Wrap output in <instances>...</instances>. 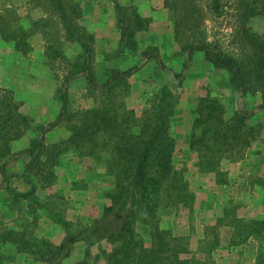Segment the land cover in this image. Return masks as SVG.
<instances>
[{"label":"trees","instance_id":"16d2710c","mask_svg":"<svg viewBox=\"0 0 264 264\" xmlns=\"http://www.w3.org/2000/svg\"><path fill=\"white\" fill-rule=\"evenodd\" d=\"M42 9V16L30 19L26 26L19 22L20 15L11 5L2 0L0 5V37L12 41L21 53L32 49L30 37L40 33L46 37L48 59L64 57L54 48L63 41L75 42L79 51L70 63L62 80L63 89L58 96L61 107L55 119L47 125H35L33 120L20 111L18 101L11 89L0 86V172L6 174L8 157L12 154L9 142L23 135L28 129L40 133L29 139L23 151L29 153L25 163L26 177L32 183L31 189L19 195L31 203L45 207L56 221L64 227L69 220L59 214L56 195L40 196L35 193L37 179L40 186H47L54 178L52 166L58 155L72 148L81 156L92 155L103 158L108 174L114 182L106 194L111 205L105 212H111L121 220L118 226L111 222L104 225V234L112 244L105 253L106 264H172L176 257L163 254L165 250L152 244L145 246L142 237L134 230L137 217L150 225V218L158 208L191 209L194 193L190 190L184 170L174 164L175 138L169 131L170 115L177 95V88L184 70L173 71L177 84L165 83L153 88L147 104L139 114L123 106L118 99L117 89H126L127 78L138 66L124 69L105 68L98 79L94 70V34L80 22L83 12L79 0H31ZM114 2L116 27L119 29L118 53H128L138 46L137 32L147 27L149 18L142 16L133 5ZM171 11L173 38L189 58L193 51H200L214 68H221L228 74V81L240 91L243 98L258 97L249 108L234 107L231 114L222 118L214 99L206 108H198L193 120L189 146L197 149L199 170L216 172L217 181H225L218 170L220 159H237L250 144L261 124H248L256 109L264 110V30L253 27L255 18L264 17V0H163ZM4 5V7H3ZM218 20L225 27L219 36L210 32L207 21ZM220 19V20H219ZM145 57H154L161 68H165L157 51H142ZM83 75L90 88V94H103L102 101L87 108L67 112L68 93L66 85L70 80ZM211 106L215 107L213 110ZM210 108V109H209ZM67 123L68 135L54 142L45 140V133L62 119ZM212 119V120H211ZM204 123V125H203ZM206 123V124H205ZM200 127L198 132L195 128ZM21 152V151H20ZM30 175V176H29ZM219 175V176H218ZM106 193V192H105ZM225 208L223 218L233 226L229 244L237 245L253 238L257 245L254 264H264V213L258 217H240L229 214ZM36 220L33 218L20 229L0 233V243L11 240L18 249L30 252L38 258L53 262L74 236L66 237L59 244L34 235ZM211 227V226H210ZM113 228V229H111ZM101 232V226L95 228ZM151 230V225H150ZM212 240L218 241V231L212 225ZM153 234V232H150ZM178 240L179 237H174ZM160 245H167L162 240ZM0 253V257H1Z\"/></svg>","mask_w":264,"mask_h":264},{"label":"rangeland","instance_id":"374dc122","mask_svg":"<svg viewBox=\"0 0 264 264\" xmlns=\"http://www.w3.org/2000/svg\"><path fill=\"white\" fill-rule=\"evenodd\" d=\"M1 1L2 0H0V3ZM3 1L6 5H11L14 10L17 11L21 17L19 22L24 26H26L30 19L42 16L39 15L41 14V8H34V1ZM118 1L126 3V0ZM132 5L134 6V4ZM1 7L0 5V8ZM150 19L151 17L148 20L147 27L141 30L139 35L142 36V38L148 39V47L146 49L152 52L157 51L158 53L159 49L154 43L156 40L155 34L157 33L156 28H158V26L154 28L152 23H150ZM167 19L173 32L172 14L169 9L166 15V20ZM207 23L210 32H217L219 36L225 30L223 24L219 23L218 20L209 19ZM253 27L258 31H263L264 17L255 18ZM161 29L162 28H160V30ZM35 35H38V33H34L30 37L29 40L32 44V49L26 53H21L16 50L12 41H3L0 37V86L11 89L13 93L15 91L14 96L21 103L24 102V97L34 101L37 86H56L55 93L59 96L63 89L62 80L66 76L70 68V63L75 59L79 50L76 44L63 41L61 44L54 45L53 47L58 48V50L64 54V57L50 60L46 54V51H48L46 46L52 44H50L49 41L46 42L47 38L40 33L39 35L43 43L37 41ZM164 46L165 43H163L162 47ZM170 47H168L167 52H172V48L174 59L170 60L166 57L164 66L166 69L165 74L171 76V79H173L172 85L174 87L177 84V80L173 78V73L170 72V70L179 72L182 69L183 62L187 61L188 63V67L184 70L180 85L175 88L177 90V95L169 119V131L174 136L176 142L174 164L178 168L184 170L183 173L188 180V175L190 174L189 170L192 169L194 171L192 168L193 163L199 168L197 164L198 151L194 148L191 149V147L188 148L187 144L189 145L190 133L194 128L193 120L198 114L200 105L201 108L204 109L212 102L210 98L214 99L215 104L218 106L216 109L219 108V110L222 111V118L226 119L231 114L234 107L249 108L258 101V97L249 96L243 98L240 91L234 89L229 83L228 74L225 70L214 68L212 65L208 67L204 64L202 52L193 51L191 56L187 58L186 53L181 50L179 43L175 40L173 47ZM163 53H165V51ZM174 68H176V70H174ZM76 79L70 80L66 85L67 88L71 86L69 93L74 98L71 104L67 102V112L82 109L85 108V106L90 107L102 101L103 94L95 93L91 95L88 93L87 95H90L84 97L83 94L81 95V92L74 90L73 88H76V86H85L84 78L80 77ZM129 85L130 79L127 78L126 86ZM11 86H13L15 90H13ZM28 86L30 87L28 88ZM133 88H136L137 93H139L140 90L142 92L143 90H147V92L149 91L148 95H150L153 90V86H134ZM128 91V89L126 90L123 87L118 88L117 97L119 100L123 101L122 104L125 108L133 109L136 114H139L141 109L145 106H136L132 108L125 106L124 97L127 95ZM138 99H140V97L135 96V100L140 101ZM211 108L213 110L215 109L213 106H211ZM21 110L22 108H20V111ZM23 110L27 111L25 114L33 120V124L38 126L47 125L49 116L53 115V108L50 106L23 107ZM31 112H33V117L29 115L32 114ZM37 115L39 116L38 118H40L39 120L37 119ZM70 121L71 120L63 118L62 121L47 133V140L54 138V136L59 138L67 136L70 131L67 128V123ZM247 122L252 125H258L260 123V130L252 137L250 144L244 149V153L240 158L235 160L232 158H221L218 167V170L221 172V177L227 181L226 186L223 188V194L219 197L223 198L221 200V205L223 206L224 214L225 208L230 210L228 214L229 218L232 216V213L236 214L238 211L242 213L240 217H258L264 213V193L261 191V200L259 187L254 185V183H259L262 185L261 190L264 189V110L256 109L254 115L250 117ZM199 130L200 127L195 128V132ZM183 148L186 149L184 152L181 150ZM70 150L81 158V155L77 153V149L72 148ZM246 150L252 154H260L263 151V155H260L259 160L253 161L250 159V153L245 156ZM11 157H13V154L9 156V158ZM84 157V159L81 158L84 164L91 167L92 170H96L101 176V181L95 182L90 189V201L87 200L83 207L85 215L80 217L82 219L79 222H74L72 228L81 229L86 236L94 237L95 235L104 234V225L106 222H111V226L115 227L121 223V220L117 219L116 215L113 213L115 212V207L111 212H105V208H103L102 202L98 197L99 188L103 187L102 191L103 193L106 192V195L114 185L112 177L107 172L106 162L103 159L104 157L100 159L92 155ZM258 164L259 169L256 167ZM205 172L210 173V175L216 179V172L214 170H207ZM249 184L250 187H247ZM213 188L215 190L216 187ZM216 201L220 206V198ZM59 202L61 203L59 210L61 213L64 212V208H66L67 204L62 199ZM191 212L190 210L186 211L181 209L175 214L170 208L162 206L158 208L153 216L149 217L151 222L150 232H153V234L150 233L151 239L147 241L149 242L148 244L160 247V250H165L163 254L176 257L172 264H245V261L241 260L238 251H235L232 255L222 260L223 256H220L221 254L219 255V252L216 251V248L221 247L222 243H212L214 242V240L211 239L214 232L212 226L205 229L206 236L202 240L198 243L195 242L196 235H193L192 232L196 233V231L201 230L200 222H202V219H200L196 213ZM254 212H257V215L263 213L258 216H253L254 214L252 215L251 213ZM97 226H101V232L95 229ZM216 230L219 231L218 226H216ZM223 233H225V230H223ZM174 237H179V239L176 240ZM162 240L168 241V244H170L169 247L167 245H160ZM226 246H228L227 243ZM90 258L91 256L89 259Z\"/></svg>","mask_w":264,"mask_h":264},{"label":"crops","instance_id":"0c3cea01","mask_svg":"<svg viewBox=\"0 0 264 264\" xmlns=\"http://www.w3.org/2000/svg\"><path fill=\"white\" fill-rule=\"evenodd\" d=\"M79 1L83 8L80 22L94 34V70L97 78H102L105 68L112 67L124 69L129 66H138L137 69L128 76L130 85L126 87V90L128 89L129 91L124 97L126 107H143L147 104L149 91L143 90L142 92L140 90V92L137 93L136 88H133L134 86H153V88H155L165 83L172 85L173 79H171V76L168 74H165L166 69L161 68L154 57L143 56L142 51L148 47V39L142 38V36L139 35L141 30L136 34L138 35L137 48L128 53H118L119 30L116 27L113 0ZM125 4H134V7L142 16L147 18L151 17L150 23H152V26H154V28L158 26V28H156L157 33L155 34L156 40L154 43L159 49L158 53L160 54L161 60L164 64L166 57L167 59L173 60V49L171 47H173L174 38L172 27L168 24V19L166 20L168 8L164 6L163 0H126ZM34 8L39 7L34 5ZM42 14L41 9V14L39 15ZM160 28L163 30H160ZM35 36L37 41L42 42L39 33ZM151 39L153 40L152 37ZM67 42L77 45L75 42ZM163 43H165L164 47H162ZM168 47L171 48L172 52H167ZM163 50L165 53H163ZM203 61L206 66L209 67L211 65L207 60L203 59ZM174 70H176V68H174ZM170 72L173 73L171 70ZM80 77L85 79L83 75L76 78L78 79ZM29 87L30 86H28V88ZM55 87L56 86H37L34 101L24 97L23 99L25 100L20 105V108H22L21 111L27 113L26 110H23V107L50 106L53 108V115L49 116L48 119L49 121L55 119L61 107V100L55 93ZM11 88L15 90L13 86H11ZM70 88L71 86L67 88V93L68 102L71 104L74 98L69 93ZM73 89L77 92H81V95L83 94L84 97L90 95H87L90 88L87 85L86 79L85 86H76V88ZM135 96H139L140 99L138 100L140 101L135 100ZM87 107L89 106H85V108ZM31 113L32 114L29 115L33 117V112ZM38 117L37 115V119L39 120L40 118ZM59 122L60 121H58L57 124ZM57 124L45 133V140L47 142H54L64 138L54 136V138L47 140V133ZM39 134L40 133H37V131L28 129L23 135L9 142L13 157H8V163L6 165L7 175L4 176V173L0 172V233L11 229H20L34 218L36 223L33 232L34 235L39 238H46L55 244H59L68 237V235H73L74 237L67 242L64 250L57 255L53 262L38 258L28 251L18 249L16 243L11 240H5L0 243V253L2 254L0 257V264H106L105 253L110 252L112 249V244H110L111 242L107 237L100 236L93 239L91 236H86L83 230L72 228L73 223L79 222L82 219L80 217L85 215L83 207L86 201L89 200L90 189L95 182L101 181L99 173L84 164L82 161V159L85 158L84 156H81V159L79 156L72 153L70 148L69 150H64L58 155L56 163L52 166L54 178L47 186H40L36 178L32 180L33 184H35L36 194L43 196L53 193L56 195V208L58 211L61 207L59 201L62 199L66 202L67 206L64 208V212H59V214L70 221L68 227H64L60 221L54 220L45 207L38 206L34 203L30 205L28 198L19 195L21 192L29 191L32 186V183L28 181L25 175V163L29 159V153L23 150L28 147L29 139ZM187 147L190 148L188 144ZM181 150L184 152L186 149L183 148ZM262 152L260 154H252L246 150L245 156L250 153V159L257 161L260 155H263ZM256 167L259 169V164L256 165ZM192 168L194 171L192 169L189 170L188 184L190 190L194 193L193 205L191 209L180 208L178 210H190L192 211L191 213H196L198 217L202 219V222H200L201 230L196 231V233L192 232L193 235H196L195 242L198 243L206 236V228L212 225L218 226L217 242H220V244L222 243V245L216 248V251L219 252V255L221 254L220 256H223L222 260L232 255L235 251H238L241 260L245 261V264H254L256 241L253 238H249L247 241L237 245L229 244V240L233 233V226L227 221L217 223L218 219L224 216L223 206L221 205V200L223 198L219 196L223 194V188L226 186L227 181H217L210 173L199 170L194 163ZM254 185L259 187V195L262 200L261 191L264 193V189L261 190L262 185L259 183H254ZM213 187H216L215 190ZM247 187H250V184ZM102 190L103 187L99 188L98 197L102 202L103 208H106V206L111 205V199L105 195V192L103 193ZM218 197L220 198V206L216 201L219 199ZM165 208L172 209L175 214L178 212L177 209L171 207ZM241 214V211L236 213L237 216H242ZM251 214H254L253 216H258L257 212ZM228 219L229 217L226 218V220ZM134 230L138 236L142 237L145 246L150 245L148 244L149 242H147L151 239L150 225L144 221V219L140 217L136 218L134 221ZM223 230H225V233H223ZM226 243L228 246H226ZM90 256L91 258L89 259Z\"/></svg>","mask_w":264,"mask_h":264}]
</instances>
